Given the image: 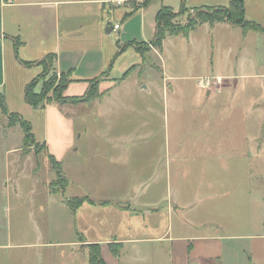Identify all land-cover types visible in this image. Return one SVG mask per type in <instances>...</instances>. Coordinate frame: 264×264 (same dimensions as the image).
Masks as SVG:
<instances>
[{"label": "rangeland", "instance_id": "rangeland-1", "mask_svg": "<svg viewBox=\"0 0 264 264\" xmlns=\"http://www.w3.org/2000/svg\"><path fill=\"white\" fill-rule=\"evenodd\" d=\"M125 1L134 8L147 2ZM228 3L229 0H184L186 12L182 10V15L173 17L167 24H185L196 8L191 6H227ZM104 5V12L101 3L70 6L72 18L85 23L73 30L66 41L60 38L57 52L63 60L75 64L70 77L81 75L82 79H92L108 73L109 78L120 82L122 74L130 69L124 81L121 80L124 86L111 96L151 100L152 112L145 116L139 111L101 116L95 110L97 107L84 106L70 117L75 128L153 131L152 150L136 152L135 163L145 167L144 188L147 192L150 188L154 191V186H159L155 182L158 178L155 167L164 173L168 157V186L163 180L157 193L176 209L190 207L182 219H176L174 213V225L183 236L196 238L194 250L185 242L182 254L187 256L188 252L198 259V264H264V34L243 33L240 27L218 23L197 25L192 31L195 45L189 49L180 44L184 41L182 36L169 39L174 42L166 39L162 54L168 75L173 76L168 81L173 90L164 86L163 91L158 72L161 57L149 51L152 47L157 52L159 49L151 41L141 42L153 39L155 16L161 6L178 12L181 0H151L141 9L114 5L113 0ZM18 9L5 8L8 32L17 27L10 18L12 12L19 13ZM244 10L246 20L264 28V0H245ZM27 21L19 19L20 43L8 48L0 92L8 111L30 122L35 142H43L42 138L51 140L54 132L63 131L66 125L51 110L33 107L25 101L26 86L42 72L41 65L27 67L21 63L38 52L33 40L37 34L30 31ZM32 21L36 23L34 17ZM107 21L118 23L121 28L106 32ZM52 23L49 18L47 28L42 31L48 49H54L57 41ZM54 71L34 87L38 91L45 80L55 75L46 94V98H51L49 104L54 103L57 87L64 78ZM207 72L222 77L219 82L216 77H203L213 78L205 89L197 84L203 78L192 79L191 75ZM80 88L79 82L72 83L62 93L73 95ZM142 108L140 105L139 109ZM22 140L21 127L17 123L9 124L0 109V264H88L86 249L62 243L74 236L68 227L73 223V215L60 202V193L50 195L45 191L48 188L44 183L55 173L47 170L49 162L43 149L35 143L25 145ZM22 143L24 156L30 159L25 160L22 172L15 178L13 168L8 165L16 157L12 149L21 147ZM84 148L88 149L86 145ZM89 154V150L80 151L82 159ZM35 167L39 168L38 177L32 173ZM84 170L85 180L95 178L102 171L95 161ZM67 173L79 183L81 173L77 164L70 163ZM61 185V179L55 177L48 187L59 189ZM75 187L74 184L66 189L64 196L77 193ZM206 236L217 237L200 239Z\"/></svg>", "mask_w": 264, "mask_h": 264}, {"label": "crops", "instance_id": "crops-1", "mask_svg": "<svg viewBox=\"0 0 264 264\" xmlns=\"http://www.w3.org/2000/svg\"><path fill=\"white\" fill-rule=\"evenodd\" d=\"M108 2H110V0H0V85L4 81L8 48H14L15 40L18 38L17 34H19L17 32H21V23H19V19H21V22L27 19V25H29L30 31L37 34L35 39H33L38 49L37 55L34 54L32 57H27L26 60L22 59V61L38 62L46 55L54 54V70L70 74L75 64L72 63V60L62 59L61 55L57 52V42H60L61 37L66 41L73 30L80 29L85 23L79 18H72L69 9L70 6L78 5L88 7V5L101 3L104 12V4ZM125 2L120 4L114 2V5H129L130 8H134L129 3L125 4ZM199 6L206 5L202 4ZM8 7L20 8L18 9L19 13H17V11L12 12L10 21L16 24L17 27L9 32L5 26V8ZM143 7L144 6L134 9H141ZM124 14L126 15L127 12ZM100 16L103 18L102 13H100ZM32 17L35 18V24L32 21ZM49 18H51L54 31L57 33V41L54 49L45 48L46 42L42 39V31L47 28ZM39 23L42 26H40ZM218 23L227 22H216L213 24ZM115 24L118 23L112 24L110 21H107V26L105 27L106 32L115 30ZM201 24L213 25L208 22ZM227 24L233 26L229 23ZM73 25H76V27L72 28ZM61 28L62 32L60 34L59 31ZM120 28L121 26L119 25L117 30ZM194 28L187 33L166 35L162 40L159 52L150 46L153 50L149 51H155L159 57H161V66H159L160 70L158 72L162 78L163 91L165 90L164 86L173 90V87L168 82L173 76L168 75L166 67L167 62L165 56L162 54L163 45L166 39H175L177 36H182L184 41L180 42V44H185L184 49L192 48L195 45L192 36ZM240 29L244 33L243 29ZM249 31L259 32L254 30ZM260 33L264 34L263 31H260ZM150 41L151 40H143L141 43L149 44ZM169 41L174 42V40ZM20 49L21 47H19V51ZM39 67L40 72L43 71L42 65ZM64 68H68V70L66 71ZM208 76L222 77L221 75H213L207 72L191 75V78L198 79ZM70 79L66 87L70 86L72 83L79 82L81 85L80 91L73 95L63 94V96H83L89 88L90 79H82L81 75H75L74 77H70ZM123 81L124 79H122V82ZM122 82L121 80L118 82L116 79H111L109 76H106L98 83V96L85 101H77L74 103L66 102L63 104H60L56 100L53 104H49L50 100L43 106V108H47L48 111L51 110V112H54L55 117L62 120L64 125H66L63 131L54 132L51 140H47L44 137L42 138L43 142L39 140L36 141V144H44L47 152L60 162L62 173L66 178V185L63 191H53V189L48 187L55 177H57V174L51 167L46 152L43 150L46 160L49 162L47 170H52L55 173V176H50L47 182L44 183L46 188H48L45 189V191H48L47 193L50 195L60 193L62 195L60 202H62L73 215V223L68 227L72 230L74 236L72 239L66 242L63 241L62 243H67L72 246V248H79L80 246L87 251L88 244H99L101 256L106 264H198V259L189 256L188 252L187 256L182 254L185 242L189 243L187 247L190 250H194L195 246L193 245V241L196 240V238L193 235L183 236L174 225V213H176V219H182L183 214H185L190 207L176 209L165 197L162 198L157 193V189L161 186L160 184L163 180L165 185L168 186V157L166 156L164 173L163 171L161 172L158 167H155L156 176H158L155 182L156 185L158 184L159 186H154V191L150 190V188L147 192L144 188V181L146 178L143 174L145 167L135 163L136 152L140 151L143 153L152 150L151 143L153 131L130 129L79 130L75 128L73 119L70 118L84 106L97 107L95 110L97 114L99 113L101 116L105 113L109 114L121 111L136 113L139 111L142 116L150 114L152 112L151 100L144 98L123 99L111 96L124 86ZM140 105H142V109H139ZM137 107L139 110H137ZM165 144L167 146V140ZM84 145H86L88 149H85ZM86 150H89L91 154L86 157L84 156L82 159L80 151L84 152ZM12 153H15L16 157L14 156V159L8 166L13 168L12 173L15 178H17L16 174L22 172L25 160L30 159V157L25 158L23 143L21 147L12 149ZM38 153L40 152H37V154ZM69 154H71L72 157H69ZM79 161H81V163ZM92 161H95L102 171L99 172L95 178L90 177L88 180H85L83 178L85 174L84 169L88 166V163ZM72 162L77 164L80 168L81 177L79 183L76 182V179L72 177L69 178L67 173V168ZM148 164L150 167V162H148ZM137 166H139L138 169ZM32 173L35 177L36 175L38 177L39 168H33ZM74 184L78 192L70 193L71 195L65 197V190H68ZM14 191L17 193V189H14ZM5 192H9L8 188L5 189ZM73 197H88L92 199L93 202H84L73 211L67 203V200ZM103 201L107 203H102ZM132 205L145 206L148 209L132 211L130 209ZM40 208L43 209L42 206ZM8 216L9 209L6 210L7 223ZM212 237L215 238L217 236H206L200 239L204 240Z\"/></svg>", "mask_w": 264, "mask_h": 264}, {"label": "trees", "instance_id": "trees-1", "mask_svg": "<svg viewBox=\"0 0 264 264\" xmlns=\"http://www.w3.org/2000/svg\"><path fill=\"white\" fill-rule=\"evenodd\" d=\"M151 0H147L146 6ZM244 2L245 0H229L227 6H199L194 8V13L189 16L186 23L183 25L172 26L167 24V21L172 20L173 17H177L178 15H182L183 12H186L187 6L184 4V0H181V8L179 11H173L169 6H161V8L157 11L155 16V32L154 37L151 40V43L154 47L161 49L162 40L166 35H175L180 33H187L189 30L193 29L196 25L201 23H215V22H227L233 26H237L243 29V31H264V28L260 26V24L246 20L245 18V10H244ZM19 40L18 38L15 40V47H17ZM54 54H48L43 59L38 62H29L22 61L21 63L27 67L32 65H42L43 71L38 76V78L31 81L25 88L24 98L25 101L33 107H43L46 102H49L51 98H46V94L50 88H52V83L55 81L54 78H50V80H45L41 89L38 91L34 90L35 84L40 82L49 72H55L53 68L54 63ZM130 69L126 70L120 80L127 77ZM56 73V72H55ZM64 77L57 87L58 95H55L54 100L59 102L60 104L66 102H77V101H85L95 96H98V83L104 77L108 76V73L102 74L99 77H95L89 80V88L86 93L81 97H65L63 96V89L70 82V74L65 72H60ZM94 91L95 94L92 95L91 92ZM97 94V95H96ZM0 109L7 116L9 120V124L17 123L22 131H23V143L26 145L36 144L32 131L30 122L24 120L19 114H15L9 112L5 103V97L3 93L0 92ZM47 155V158L50 162L51 167L55 170L57 177L61 179L62 185L59 189H53V191H63L66 185V178L64 177L61 164L57 161L53 155L49 154L46 150L45 145H39ZM84 202L92 203L93 200L88 197H73L67 200L68 205L74 211ZM102 203H107L103 201ZM88 264H106L103 260L100 252L99 244H88Z\"/></svg>", "mask_w": 264, "mask_h": 264}, {"label": "built area", "instance_id": "built-area-1", "mask_svg": "<svg viewBox=\"0 0 264 264\" xmlns=\"http://www.w3.org/2000/svg\"><path fill=\"white\" fill-rule=\"evenodd\" d=\"M113 1L118 3V4L125 2V0H113ZM118 28H119V25L115 24L114 29L117 30ZM214 79H216L217 82H219L221 80L220 77H216ZM212 82H213V78H203V79L198 80L197 84L199 87H203L206 89L212 84Z\"/></svg>", "mask_w": 264, "mask_h": 264}, {"label": "water", "instance_id": "water-1", "mask_svg": "<svg viewBox=\"0 0 264 264\" xmlns=\"http://www.w3.org/2000/svg\"><path fill=\"white\" fill-rule=\"evenodd\" d=\"M130 209L132 211H138V210H144V209H148V208L145 206H140V205H132V206H130Z\"/></svg>", "mask_w": 264, "mask_h": 264}]
</instances>
